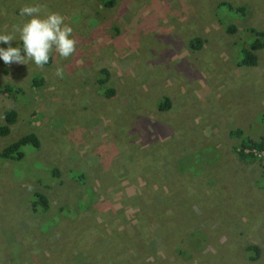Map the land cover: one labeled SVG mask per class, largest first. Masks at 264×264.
Masks as SVG:
<instances>
[{
    "label": "rangeland",
    "instance_id": "obj_1",
    "mask_svg": "<svg viewBox=\"0 0 264 264\" xmlns=\"http://www.w3.org/2000/svg\"><path fill=\"white\" fill-rule=\"evenodd\" d=\"M26 5L62 15L78 43L43 69L0 60V125L17 112L0 150L39 141L0 158V264H264V162L236 154L264 133V46L255 67L233 63L238 32L264 31V0H0V34L16 36L0 48L20 46ZM101 68L114 96L99 91Z\"/></svg>",
    "mask_w": 264,
    "mask_h": 264
},
{
    "label": "trees",
    "instance_id": "obj_2",
    "mask_svg": "<svg viewBox=\"0 0 264 264\" xmlns=\"http://www.w3.org/2000/svg\"><path fill=\"white\" fill-rule=\"evenodd\" d=\"M100 3L106 7L110 8L114 4V0H99ZM223 6L226 11L229 12H238L243 14L244 8L238 7L233 8L231 5L227 3H221L218 7ZM226 31L229 33H233L235 30V27L231 24H229L226 27ZM238 41L235 43L234 53H233V63H235L238 67H255L257 65V52L263 48L264 46V31L263 30H256L252 27H245L241 29L240 32H238ZM20 46L21 42L19 43ZM203 44L202 39L199 37H193L192 39H189L187 42L188 47L192 52H197L201 49ZM51 60V58H50ZM50 60L48 64L50 63ZM46 64V65H48ZM99 77L96 79V84L100 88L99 91L106 95V97H111L115 95V90L108 89L104 87L107 85V81L109 78L108 71L104 68H101L98 72ZM42 85V80L39 76L34 77L31 79V87L33 89H38ZM21 90L18 88H12L7 85H5L2 89V94L9 96L12 93L14 94H20ZM168 107V99L163 97L158 105L157 108L159 111H164ZM2 125H0V137H5L9 133L10 127L16 122V116L17 112L10 108L5 109L2 111ZM261 118L264 117V112L260 115ZM261 121H264L261 119ZM237 135L238 133H234ZM240 138V137H239ZM25 146H30L33 150L39 148V141L35 134L32 132L26 133L24 135L19 136L15 141L4 147L2 150H0V158L1 159H7L12 161H18L22 158L23 153L21 152L22 148ZM237 158L241 161H263L264 162V133L260 135V137L256 140L248 139L245 141L241 137V140L237 143ZM263 155L262 157H259V159L256 157L257 155ZM264 166V164H263ZM52 174L57 177L58 171L57 169H52ZM80 175H72V178L79 182L81 181ZM48 209V201L46 197L40 193H34L33 194V201H32V211L36 212L38 211L40 214H43ZM244 252L248 259H256L259 254L258 247L254 245H249L244 247ZM182 255V254H181Z\"/></svg>",
    "mask_w": 264,
    "mask_h": 264
},
{
    "label": "clouds",
    "instance_id": "obj_3",
    "mask_svg": "<svg viewBox=\"0 0 264 264\" xmlns=\"http://www.w3.org/2000/svg\"><path fill=\"white\" fill-rule=\"evenodd\" d=\"M42 13H45L43 5L21 8L20 15L28 19L22 25H14L12 32L19 34L22 47L0 48V60L6 65L32 63L43 69L54 52L63 59L76 53L78 41L72 35V27L65 23V18L59 13ZM14 40L16 36L11 33L0 34V43L10 44ZM55 76L63 78L64 68L57 67Z\"/></svg>",
    "mask_w": 264,
    "mask_h": 264
}]
</instances>
